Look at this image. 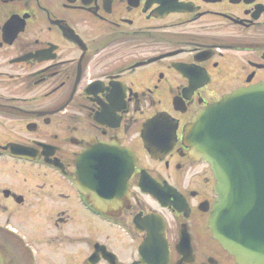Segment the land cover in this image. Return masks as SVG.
<instances>
[{
  "label": "flooded vegetation",
  "instance_id": "obj_1",
  "mask_svg": "<svg viewBox=\"0 0 264 264\" xmlns=\"http://www.w3.org/2000/svg\"><path fill=\"white\" fill-rule=\"evenodd\" d=\"M258 84L264 0H0L4 264H38L41 251L46 264H126L128 241L137 251L128 264H142L148 234L136 223L148 218L163 225L164 264H245L213 237L216 180L185 129ZM160 115L175 125L174 141L150 151L148 134H168L162 125L146 133ZM88 150L108 156L121 178L133 164L127 192L108 205L79 188ZM115 229L126 239L121 254Z\"/></svg>",
  "mask_w": 264,
  "mask_h": 264
},
{
  "label": "water",
  "instance_id": "obj_2",
  "mask_svg": "<svg viewBox=\"0 0 264 264\" xmlns=\"http://www.w3.org/2000/svg\"><path fill=\"white\" fill-rule=\"evenodd\" d=\"M159 125L167 126L168 134H148L147 148L151 151L149 145L158 147L167 138L161 148L165 152L174 141L175 125L160 115L146 124V133ZM185 141L198 159L210 165L216 180L214 190L218 199L210 220L213 237L238 261L264 264V84L240 88L209 106L187 126ZM152 154L156 156L155 152ZM91 155L89 150L85 153L84 157L90 160L78 170L82 186L79 188L86 193L96 191L97 199L105 198L108 205L127 192L133 164L129 174L121 178L108 156ZM143 187L148 193L157 192L148 180ZM143 224L140 227L136 223L137 230L148 234L140 249L142 264H164L165 259L159 256L160 251H166L163 225L157 227L152 218ZM110 257L115 256L105 255ZM96 263L97 260L92 262ZM0 264H4L1 252Z\"/></svg>",
  "mask_w": 264,
  "mask_h": 264
},
{
  "label": "rangeland",
  "instance_id": "obj_3",
  "mask_svg": "<svg viewBox=\"0 0 264 264\" xmlns=\"http://www.w3.org/2000/svg\"><path fill=\"white\" fill-rule=\"evenodd\" d=\"M17 226L21 228L22 231H24V233H28L29 231V223L26 222V221H23V222H17ZM43 229H46L45 227H43ZM125 237L122 235V233L115 229L114 231H112L111 233V241L110 243L112 244V248L117 251V252H120V254L122 253V248H123V244L125 243ZM123 243V244H122ZM128 247H129V255L127 256L128 254V251L126 252L127 254H124V261L126 264L128 263H132V261L136 260L137 259V251L136 250V247L135 246V243H132L131 241H128ZM134 244V245H133ZM40 256L38 257V264H46L45 261H44V257L42 256V251L40 252ZM56 261V264H64V262L62 261H59L58 259H53Z\"/></svg>",
  "mask_w": 264,
  "mask_h": 264
}]
</instances>
